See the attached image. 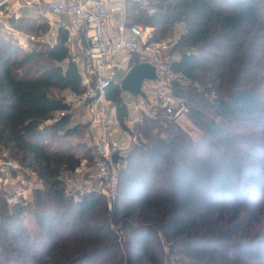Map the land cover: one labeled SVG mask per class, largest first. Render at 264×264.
<instances>
[{
    "label": "trees",
    "instance_id": "1",
    "mask_svg": "<svg viewBox=\"0 0 264 264\" xmlns=\"http://www.w3.org/2000/svg\"><path fill=\"white\" fill-rule=\"evenodd\" d=\"M151 1L157 3L153 14L129 0L134 13L127 19L153 28L152 41L165 39L160 26L185 25L179 44L187 50L173 60V68L183 79L206 86L211 101L201 98L197 88L174 94L206 132L214 154L189 155L188 143L173 132L153 136L146 128L158 117L146 116L136 131L144 124L150 143L131 150H145L155 175L147 178L123 168L113 211L92 213L105 201L93 195L67 198L59 179L58 168L70 174L82 156L47 145L50 132L80 133L71 125V106L64 97L82 91L65 31L60 29L52 46L13 53H6L0 33V145L12 155L21 153L16 160L43 183L35 189L33 211L9 206L6 193H0V251H8L0 264H167L160 233L171 253L180 256L179 264H264V0ZM29 19L35 24L26 23L30 33L48 32L42 17L23 15L19 21ZM121 94L117 85L107 91L125 127L130 112ZM212 109L260 132L256 137L233 133L205 112ZM131 157L130 151L124 164ZM26 211L36 228L24 225ZM89 216L87 230H77Z\"/></svg>",
    "mask_w": 264,
    "mask_h": 264
},
{
    "label": "built area",
    "instance_id": "2",
    "mask_svg": "<svg viewBox=\"0 0 264 264\" xmlns=\"http://www.w3.org/2000/svg\"><path fill=\"white\" fill-rule=\"evenodd\" d=\"M15 1V2H14ZM129 0H51L45 2L49 22L65 19L60 27L66 33L69 61L73 62L82 78V91H68L65 101L74 109L90 114L96 135L74 171L63 180L65 197L80 201L87 196H99L113 211L119 192L124 158L131 149L140 146L137 125L146 116L159 113L181 120L188 108L175 103L173 91L178 74L173 68V41L170 38L152 41V28L130 24L127 19ZM141 3L143 0H131ZM14 2L11 13L15 19L23 16L25 8L42 5L44 0H4ZM150 14L154 9L149 10ZM148 62L156 68L157 79L147 80L143 92L134 96L122 91V98L130 112L122 127L117 120L115 104L107 91L117 85L136 64ZM64 114V113H62ZM51 120L50 122H53ZM21 165L8 158L0 159V192L6 193L12 207L30 205L34 186L18 176ZM21 183L23 186H19ZM29 185V186H25ZM25 186V187H24ZM12 188L13 191H9ZM1 219V212H0Z\"/></svg>",
    "mask_w": 264,
    "mask_h": 264
},
{
    "label": "rangeland",
    "instance_id": "3",
    "mask_svg": "<svg viewBox=\"0 0 264 264\" xmlns=\"http://www.w3.org/2000/svg\"><path fill=\"white\" fill-rule=\"evenodd\" d=\"M146 2V8L149 9H155L157 3L152 2L151 0H143ZM15 2V1H14ZM8 3L2 8V11H0V33L1 38H3L4 43H6V53L10 52H18L20 49L21 51H26L27 49H30L31 47H39V45L43 46H52L57 41V33L56 31L52 30V27L50 24H48L49 29L46 34H32L31 31L26 30V23L29 24V26L32 28V25L34 27V21L25 20V21H19V19H15L11 13V7L14 4ZM133 7L132 2L127 1V16L130 14H133L134 10L131 8ZM41 9L46 12L45 5L42 4ZM48 14L44 16V18L41 21L47 22ZM158 29H162L163 34L162 37L165 39L170 38L173 41L174 47L172 50V57L173 60L179 59L181 56V52L187 50V47L182 46L179 44V40L181 39L183 33L185 32V25L182 23H176L169 26H160ZM153 31V28L151 29ZM8 49V50H7ZM12 49V51H11ZM21 56V55H20ZM261 57L260 53H255V59H259ZM262 67H264V64H262ZM261 70V69H259ZM178 74V83L175 86L174 91H179L182 88L183 89H190L193 91L194 89H198L197 92H199L198 95L202 96L201 98H204L205 100L208 99L211 101L210 96L206 97V94L204 93V89L206 86H202V84L198 81H187L182 78V75ZM261 75H264V71L261 73ZM264 85V84H263ZM173 91V99H175V103H182L177 96L174 94ZM123 101L127 100L123 96ZM125 102V101H124ZM204 105V104H202ZM201 109H205L204 106H201ZM189 111V110H188ZM186 112L184 117L179 121H174L170 116H167L163 113H159L157 115L158 122L154 124L151 128L150 127H144L143 125L138 126V130L136 131L137 135H139L140 139V145L143 143V141H147L150 143V139L145 140L143 135V130L146 129H152V135L160 136L163 138L171 137L170 132H173V134H176L180 137V139H184L186 143H188V146L190 148L189 155H193L194 151L199 156L203 157H209L214 154V151L210 150L208 147V136L206 135V132L201 128V126L194 121L192 118L190 112ZM209 114L210 117H213L221 126L228 128L233 133H239L244 134L247 137H256L259 131V128H254L251 130L249 129V126H246L245 123L242 121H238L237 119H229L224 114H220L218 112H214V110H205V112ZM71 125L73 126H79L80 133L77 135L72 136H63V133H56V132H50L48 136V143L49 147L51 149H65V150H71L73 153H75L77 156H83L88 149L90 141L93 139V137L97 134L95 131V128L91 125V117L90 114L86 112H82L81 110L74 109L71 111ZM60 113H57L59 115ZM50 123V122H49ZM172 134V135H173ZM237 147H240L237 145ZM223 149V146H221ZM241 148V147H240ZM131 151V159L129 163L125 162L124 170L131 171L132 169H135V173L140 175H146L145 177L149 178L152 176L153 173V166H151V163H149L148 154L145 152L142 148H137ZM12 151L8 147H4L0 145V159L8 158L12 159L16 162H18L21 165V170L18 173V176L22 177V179L27 183L34 186L33 189V197L35 193V189L37 187H40L43 185L41 180L39 179L36 172H34L32 169L28 168L24 163H20V161L16 160V158H21L22 154L12 155ZM128 159V157H127ZM126 159V160H127ZM58 167V166H57ZM60 170V176L59 179H61V185L63 183V180L68 177L69 173L66 172L65 168L59 167ZM155 175V174H154ZM124 180V178H123ZM19 186H23L21 183L18 184ZM29 186V185H25ZM24 186V187H25ZM9 191H13L12 188L9 189ZM2 194V192H0ZM30 198V207L26 206V208L29 207L30 210H35L36 204L34 202V198ZM106 203V202H104ZM64 205V203H63ZM107 210L108 205H100L97 209H95L92 213L99 215L100 211ZM30 213V211H28ZM27 213L25 216L24 225H28L30 229H34L35 222L32 221V216ZM93 214V215H94ZM95 215V216H97ZM102 213H100V216ZM107 215V213H106ZM94 216V217H95ZM92 223V216H89L87 218H83L78 226L76 227L77 230H80V232L86 231L88 226ZM115 226L113 225V228ZM160 241L163 248V254L166 259L167 264H179L177 262V258L180 257L179 255L172 254L169 248V244L167 240L164 238L163 234L160 233ZM7 242V241H6ZM8 253V251H0V261L3 260L4 256Z\"/></svg>",
    "mask_w": 264,
    "mask_h": 264
},
{
    "label": "water",
    "instance_id": "4",
    "mask_svg": "<svg viewBox=\"0 0 264 264\" xmlns=\"http://www.w3.org/2000/svg\"><path fill=\"white\" fill-rule=\"evenodd\" d=\"M156 79V68L148 62H143L131 67L121 81V89L122 91L129 92L134 96H139L143 92L144 82Z\"/></svg>",
    "mask_w": 264,
    "mask_h": 264
},
{
    "label": "crops",
    "instance_id": "5",
    "mask_svg": "<svg viewBox=\"0 0 264 264\" xmlns=\"http://www.w3.org/2000/svg\"><path fill=\"white\" fill-rule=\"evenodd\" d=\"M26 0H16V3H23L25 2ZM48 1H51V0H44L43 2V5H46L45 2H48ZM41 6L40 4H34L33 7H29V8H25L22 13L23 15H27V17H30L31 19H38L40 17L44 18V16L47 14V12L43 11L41 9ZM46 7V6H45ZM46 10V9H45ZM49 16L47 17V22L50 24V26L52 27V30L53 31H56L57 33V38H58V33L61 29L60 27V22H65V19H54V22H49L48 20Z\"/></svg>",
    "mask_w": 264,
    "mask_h": 264
}]
</instances>
